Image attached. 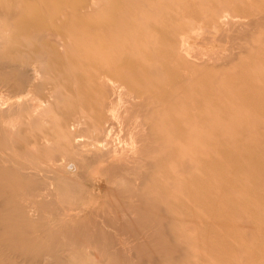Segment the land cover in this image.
<instances>
[{"label":"rangeland","instance_id":"374dc122","mask_svg":"<svg viewBox=\"0 0 264 264\" xmlns=\"http://www.w3.org/2000/svg\"><path fill=\"white\" fill-rule=\"evenodd\" d=\"M87 1L92 0H0V97L8 102L0 111V126L17 125L16 135L26 138L24 144L0 133L1 151L20 160L36 135L52 151L60 141L66 110L87 114L89 119L99 77L121 74L115 48H105L108 43L117 45L109 40L111 33L124 43L123 54L147 45L139 51L140 58L129 56L133 61L149 58L152 47L147 43L152 41L158 43L154 47L158 64L174 68H165L167 76L192 70L187 86L203 101L193 99L187 90V108L177 103L176 110L185 111L184 116L187 109L217 112L219 121L216 115L210 124L205 114L202 123L181 134L189 152L185 163L162 157L157 146H163L166 138H158L157 134L163 135L158 125L144 128L149 149L137 154L135 170L124 171L138 182L137 194L124 198L127 212L132 210L135 217L126 220H113L111 216L121 208L108 202L113 196L110 186L117 182L107 175L114 173L112 163L121 161L117 158L109 164L105 161V170L97 177L82 175L86 170L79 167L80 160H72V167L64 172L75 181L68 186L70 191L63 185L52 187L51 181L40 177L43 188H52L54 195L33 204L37 209L33 221L21 211L29 203V191L12 182L16 176L1 161L6 165L0 166V264H50L47 253L52 252L65 255L72 264H264V0H95L93 9L84 11ZM117 17L121 28L105 25ZM171 33L190 37L192 57L173 58L166 52L161 44L180 42L170 40ZM39 46L48 52L45 60L38 56ZM182 60L187 68L179 67ZM122 74L136 79L131 71ZM22 86L28 95L17 93ZM129 92L125 96L132 99ZM214 98L212 107L208 99ZM37 101L42 107L40 120L27 126ZM148 116L141 114L140 120ZM81 129L86 130L83 125ZM169 131L172 142L167 144L175 155L180 133L175 127ZM122 136L129 137V132ZM199 144L205 150L200 155ZM84 149L79 152L86 155ZM170 182L185 188L179 194ZM163 236L171 238L176 248ZM106 251H115L113 260Z\"/></svg>","mask_w":264,"mask_h":264},{"label":"bare ground","instance_id":"6f19581e","mask_svg":"<svg viewBox=\"0 0 264 264\" xmlns=\"http://www.w3.org/2000/svg\"><path fill=\"white\" fill-rule=\"evenodd\" d=\"M94 4H96L95 0L87 1V2L83 3L82 9H84V11H89V10L93 9ZM95 7H97V5H95ZM222 17H223V15H222ZM230 20H231V18L229 16H227L224 21L228 23V22H230ZM110 23H114V24H112V26H114L116 29L122 27V22H121V20H119L118 17H117V19H114V20L109 18L108 23L105 25L106 26L110 25ZM151 26L152 25L147 26L146 27L147 30ZM198 29L201 31V28H198ZM172 34L173 33L169 34L168 38L170 40L180 41V42H178L177 46H174V45L169 46L168 44H161L163 47L164 46L166 47V49H167L166 52L168 54L172 55L173 58L176 56L181 58L183 54L185 56L192 57V54L194 53V52L192 53V49L194 46L191 48L190 37L187 35H183V34L177 35L178 36L177 37L176 35L172 36ZM108 38H109V40L115 41V43H117V45H115V46L111 45V43H108L105 46V48L107 51H109V49L115 48L116 55L118 56V60L122 62L119 64V66L116 67V69L121 74H116V73L114 75L106 74V75H102L99 77V79L97 81L99 84L98 90H94L92 92L93 96L91 95L94 102L92 103L93 105L90 103L92 105V106L90 105V107L92 108L91 109L92 115L89 113L90 114V115H88L89 119L87 117V114L84 115V114H81L79 111L72 112V110L71 111L66 110L64 112L66 119L62 123L61 127L59 128L60 141H58L57 144L52 147V151L48 150L47 146L45 144L41 143L40 142L41 139L39 138V136L37 137V135H36V137L34 139V144L31 147V149L26 147L27 149L23 150V154L25 157L20 158V160H23L24 162L20 161L19 159L17 160L14 157H11L10 155H7L4 151H1V148H0V159H1L0 160V166H4L3 168H5V165L7 164V166H8L7 170L16 176L15 178H12V182L14 184H17L19 187H23V189L25 188L29 191L28 192L29 197H30L29 203H28V205L23 206L21 208L22 209L21 211L24 213V217L29 219V221H33L34 218L32 216V212L35 213V211L37 210L36 206H34L33 204L40 203L39 200H41L44 197H49L51 195H54V192L51 190L52 188H48V189L43 188V185H42L43 181L40 179V177H43L45 179V181H46V178L48 179V181H51L52 184L50 186H52V187L57 186L59 188V187H61V185H63V188L66 187L65 189H68L70 191L72 189V187L69 189L68 186L70 187V186L74 185L75 181L72 178H70L71 176H69L68 174L66 175L64 172H67L66 168L67 167L69 168L71 161L74 159H76V161L80 160L81 163H80L79 167H81L82 171L86 170L84 173L81 172L82 175L87 176L89 174H92V175H95L96 177H97V175H96L97 173L100 174L105 170L102 167L103 163L105 161H106V163L109 164L111 161V158H117L118 160H121L118 163H112L115 171L112 175H110V174L107 175L108 179H112L114 182H117L114 187L110 186V192L113 196H110L108 202L111 206L113 205L116 208H121L120 210L116 211V213L114 212L113 213L114 215H112L111 218L113 220H115V219H117V220L118 219L119 220L125 219L126 220V218H131V216L134 217V215H132L133 214L132 210L127 212V207L124 204V202H125L124 198H127V197L132 198L137 194L138 190L136 187H137L138 182H136L134 179H131L130 177L125 176L126 174L124 173V171L129 170V169L132 170L133 164L137 159V154L139 152L142 153L143 151L149 149V146L145 142L146 137L144 135V128L145 127L149 128L152 125H158L162 129L161 131H163L162 136L157 134L158 138H160V137H161V139L166 138V143L163 145L164 147L161 144H158V146H157L158 150H160L162 153L161 154L162 157H165L167 160H170L171 158L176 159L178 161L181 160L182 162L185 163L186 158H187V160L189 159V156H188L189 152H187L184 137H181V134L183 132H186L187 129L189 130L190 128H192L193 124L202 123V121L205 120V114L208 116V120L211 121L210 124L211 123L214 124L215 123L214 120L216 118L219 121V114L217 112H216V114H214V113L202 114V110L201 111L198 110L195 113L194 111H189L187 109L186 113H185L186 116H184L185 111H182L183 112L182 113L181 111L176 110L175 105L177 103H181V105L183 106L184 109L187 108L186 107L187 106L186 101L189 99V95H188L189 92H191L190 95L193 99L196 98L195 100L199 101L198 93L193 92L190 89L191 88L190 85L187 86L188 82H191L190 80L192 79V78H190L191 74H189V73H191L193 71L192 70H191V72L188 71L189 73L185 71L186 74H183V73L177 74L176 73L174 77L167 76L164 73L166 65L158 64L159 55H158L157 50L154 49V47L158 46V43H153L152 41H148L147 44L152 47V51L149 53V55H150L149 58H147L145 60L137 59L138 61L136 62V61L131 60L129 58V56L131 54H133L137 58H140L139 57V51L144 49L147 45H141L140 48H137L135 46L133 50L130 49L128 52L123 54L122 45L124 43L122 42V40L117 39L114 33H111ZM41 40H44V38H42ZM37 46L38 45H33V47H37ZM47 54H48V52L45 51L43 48H41V51L38 52V56L40 58H42L43 60H45L46 57H48ZM181 62L182 63L179 65L180 68L185 66V61L182 60ZM2 66L4 67V65H2ZM177 66H178V64H177ZM9 67H8V69H9ZM185 67H183V68H185ZM123 68H124V70H123ZM11 69L12 68L10 67V70ZM171 69L173 70L174 68H166V70H171ZM129 71L136 73V79L135 78L134 79L125 78L124 74H122V73L123 72L128 73ZM38 75H39V73H38ZM189 75H190V77H188ZM143 77H144V79H142ZM170 78H171V81L173 80L172 82L169 80ZM166 81H169L171 84L173 83V86L167 87ZM91 82H94V80H91ZM213 83L215 84V81ZM185 84L187 87H184ZM95 85H96V83H94V86ZM140 85H142V86H140ZM139 86L141 88L143 87L144 89H139L138 88ZM129 89L133 92L132 99H127L125 96L127 94H131L129 92ZM25 90H26L25 87L22 86L18 89L17 93L24 92ZM187 90H189V92ZM8 92L9 91H7V95L10 93V92L9 93ZM24 93L26 94L27 91ZM151 93L153 95H151ZM26 95H28V94H26ZM26 95H24V96H26ZM94 97H95V99H94ZM22 98H24V97L22 96ZM87 99H89V98H87ZM8 100H10V99H8ZM22 100L26 101L27 99H20L19 102H21ZM90 101H92V100H90ZM202 101H203V98L199 102L202 103ZM208 101L211 103L212 107L216 106L217 99H215V98H214V100L208 99ZM62 102L65 103V101H62ZM7 103H6V100L3 99V96H1L0 97V111L1 112L4 111L5 108H3V107L5 104L7 105ZM35 104H37V103H35ZM39 104L37 106L31 105L33 107V110H34L33 111L34 114H33V119L30 116V115H32V113L29 115V118L32 119L31 121H27L29 119H26L27 126L28 125L31 126V124L34 123V121H33L34 119L37 120L39 118V120H40V117L42 114L41 113L42 107H40L41 104L40 105ZM87 105L88 104H86V106ZM13 106H14V104H13ZM21 106H20V108H22ZM86 109H83V110L85 111ZM88 110L89 109H87L86 112ZM172 110H176V111H172ZM191 113L194 115H192ZM141 114H143V115L150 114V116H148L146 118V121H142V120H140ZM15 115H17V114H15ZM216 115H217V117H216ZM132 117L136 118V120L134 122H131ZM11 119H12V117H11ZM20 123H21V125H23L22 121H20ZM20 123H19V125H20ZM81 125L85 126V128H86L85 131H82ZM88 126H90V128ZM173 126L175 128H177L178 132L180 133L178 135V137L181 141L179 143L180 146H178L176 148L177 152L175 153V155L173 154V147L171 145L168 146V144H167L168 142H170L169 144H171V142H172V137H171V133L169 131V128L173 129L174 128ZM12 128L15 130H13ZM17 130H18L17 125L9 126L8 124H3L0 126V133L2 134V132H3L4 133L3 136H5V137H8V136L16 137V138H19L21 140L22 138L20 137V135L19 136H18V134L16 135ZM129 130H132V131H129ZM126 131L129 132V137L124 138L122 136V134L125 133ZM190 133H195V131H192ZM37 138H39V140ZM23 139H26V138H23ZM23 139H22V142L24 144H26V140L23 141ZM46 140L49 141L48 138H46L45 141ZM84 148H86V152H87L86 155L79 152V151H84L85 150ZM202 148H204V145H202V147H201V144H199L198 153H197L198 155H200L202 153V151H205ZM193 150H195V149H193ZM18 153H20V152H18ZM44 153H46L45 156H44ZM192 158H194V157L192 156ZM1 161H5L6 164L5 165L2 164ZM25 161H27V163H25ZM76 161H74V162H76ZM98 161H100V162L98 163ZM72 165L74 166L75 164H73V162H72ZM74 168H76V167H74ZM74 168H72V171ZM170 168H171V164L168 165L167 169H169L171 171ZM135 169H136V167H134L133 170H135ZM78 170H79V168L77 169V171ZM96 170H98V171L95 172ZM118 176H123V177L119 178ZM183 179H185V178H183ZM175 186H177V187H175ZM175 186H172V183L170 182V187H172L173 189L174 188L178 189L179 194L185 188V187H179L178 184ZM76 187H77V185H76ZM132 201H134V200H132ZM30 203H32V204H30ZM105 213H106V211H105ZM121 215H123V216H121ZM106 216L104 215L103 217H105L106 220L110 221L109 220L110 217H106ZM112 219H111V221H112ZM58 224L59 225L63 224V220L61 222L57 221L55 223V226ZM93 225H95V224H93ZM116 226H118V225H116ZM92 227H96V226H92ZM116 229L118 231V227H116ZM91 232H93L92 229H91ZM69 234H67V237ZM89 234H90V232H89ZM101 234H102V232H101ZM103 235H104V237H106L105 234H103ZM169 235H171V233H169ZM64 236H66V235H64ZM81 236H82V238H84L83 234ZM93 237H94V235H93ZM104 237L102 236V238H104ZM163 238H165L168 241L169 246H171L172 248H176V247L171 245V242H170L171 238L165 237V236H163ZM147 239H148V237H147ZM78 240H79V238H78ZM91 240H93V239H91ZM151 242H152V240H151ZM74 243H76V242H74ZM88 245H91V244L89 243ZM73 246H75V245H73ZM71 247H72V245H71ZM106 252H108V251H106ZM114 252L111 251V253H110V251H109L108 253L114 254ZM113 254L109 256L112 258V260L114 259V257H112ZM100 255H102V252L100 253ZM106 255H108V254L106 253ZM94 256H96V255H94ZM116 256L118 257V255H116ZM47 257H50V259H51L50 264H72V262H70V260L65 255H62V254L59 256L53 252L51 254L47 253ZM86 258H88V257H86ZM99 259L104 260L103 258H100V257H99ZM115 260H117V259H115ZM84 264H87V262H85Z\"/></svg>","mask_w":264,"mask_h":264}]
</instances>
